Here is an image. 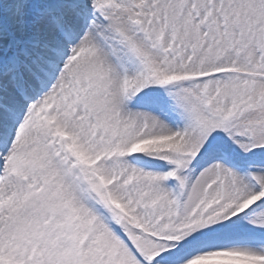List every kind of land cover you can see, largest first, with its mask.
Masks as SVG:
<instances>
[{"label": "snow or ice", "instance_id": "obj_1", "mask_svg": "<svg viewBox=\"0 0 264 264\" xmlns=\"http://www.w3.org/2000/svg\"><path fill=\"white\" fill-rule=\"evenodd\" d=\"M0 264H264V0H0Z\"/></svg>", "mask_w": 264, "mask_h": 264}]
</instances>
